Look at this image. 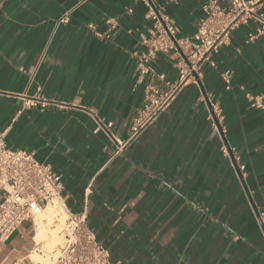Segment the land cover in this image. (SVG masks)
Returning a JSON list of instances; mask_svg holds the SVG:
<instances>
[{
  "label": "crops",
  "instance_id": "1",
  "mask_svg": "<svg viewBox=\"0 0 264 264\" xmlns=\"http://www.w3.org/2000/svg\"><path fill=\"white\" fill-rule=\"evenodd\" d=\"M179 37H191L206 0H152ZM75 0L0 1V133L11 149L31 152L59 174L66 209L87 226L114 264H264V35L246 42L240 26L157 119L125 142L142 108L130 51L146 32L138 0H85L68 24L56 18ZM132 8L127 13L126 8ZM264 12V7H263ZM115 20L109 37L106 20ZM92 25L93 28H89ZM155 71L176 78L159 54ZM232 73L226 89L220 72ZM158 84V83H157ZM159 85V84H158ZM49 103L22 108L24 97ZM222 115L224 137L212 127ZM111 123L109 135L96 130ZM225 143L245 164L240 178ZM35 229L22 223L0 240V264H33ZM33 255V256H32Z\"/></svg>",
  "mask_w": 264,
  "mask_h": 264
},
{
  "label": "built area",
  "instance_id": "2",
  "mask_svg": "<svg viewBox=\"0 0 264 264\" xmlns=\"http://www.w3.org/2000/svg\"><path fill=\"white\" fill-rule=\"evenodd\" d=\"M84 1L75 0L70 8L56 18V23L68 24L71 12ZM138 1L145 6L144 16L149 22L146 32L139 36L141 48L130 51L135 65L136 83L143 86L142 108L133 118L125 142L112 137L114 154L155 121L187 83L198 84L204 66H216L215 56L229 43L232 31L252 23L253 26L246 33V42H253L264 35V0H206L191 37L177 36L169 16L152 0ZM126 12L132 13L133 9L128 7ZM106 23V31H95L97 36L109 37L115 20L107 19ZM88 27L93 28L92 25ZM159 54L168 55L175 60L174 80H167L164 73L155 71L152 66ZM231 77L230 70L220 72L226 89L230 88ZM246 95L251 107L264 110L263 95ZM48 103L37 95L24 97L22 108L36 105L43 108ZM211 120L213 130L223 139V117L213 108ZM110 126L111 123L101 124L96 130L101 128L111 137L108 131ZM221 151L224 155L231 156L235 170L242 178L245 164L225 143L222 144ZM62 189L59 174L48 164L37 162L31 152L9 148L4 135L0 133V240L8 239L25 221H30L35 229V216L47 206L57 203L64 208L63 224L58 231L61 243L56 244V249L49 252L38 247L40 254L48 255V264H114L109 260L108 251L96 241L88 228L85 211L74 213L66 209ZM58 217H53V228L59 223ZM257 218L264 229V212H258ZM55 251L59 255L54 259L52 254Z\"/></svg>",
  "mask_w": 264,
  "mask_h": 264
},
{
  "label": "bare ground",
  "instance_id": "3",
  "mask_svg": "<svg viewBox=\"0 0 264 264\" xmlns=\"http://www.w3.org/2000/svg\"><path fill=\"white\" fill-rule=\"evenodd\" d=\"M52 207V210H50V212L48 213L47 211V216L45 218L40 219L41 221L46 220L45 222H41L40 220L37 221L38 216L41 218V213L43 215V211L46 208ZM44 210L40 211L36 216H35V241L40 244L42 241H47L48 236H49V232L51 231L50 235L51 237H49V244H51L50 242H55V240H57L56 238L58 237V241L57 243H59L61 240L60 235H58V231L60 230L61 225L63 224V220H64V208L62 207V205H59L57 203H55L54 205L51 206H47ZM51 209V208H50ZM56 215H58V224H56V228L51 229L49 227V224L51 223V221L53 220V217H55ZM44 217V216H43ZM37 221V222H36ZM53 222V221H52ZM53 224V223H52ZM50 224V225H52ZM54 226V225H53ZM52 227V226H51ZM50 230V231H49ZM55 230H57V232H55ZM58 235V236H57ZM47 242V243H48ZM61 243V242H60ZM43 245V243L41 244V246ZM47 245V244H46ZM53 245V244H51ZM55 246V245H54ZM43 248V247H42ZM47 248V247H46ZM38 255V254H35ZM55 257L54 259L59 255V252H57V255L54 254ZM33 256V255H32ZM39 256V255H38ZM36 258V256H35ZM36 263L38 264L39 261L36 260Z\"/></svg>",
  "mask_w": 264,
  "mask_h": 264
},
{
  "label": "rangeland",
  "instance_id": "4",
  "mask_svg": "<svg viewBox=\"0 0 264 264\" xmlns=\"http://www.w3.org/2000/svg\"><path fill=\"white\" fill-rule=\"evenodd\" d=\"M51 208V209H50ZM48 211V213L50 212V210H52V207H47L44 211H43V215H42V213H41V218L38 216V218H37V221H39L40 219H42V218H45L46 216H47V211ZM46 215V216H45ZM44 216V217H43ZM47 220V219H46ZM46 220H43V221H41V222H45ZM36 221V222H37ZM53 221V220H52ZM51 221V223L50 224H52L53 222ZM49 224V227L51 228V229H54V228H56V225H55V227L53 228V224L52 225H50ZM52 226V227H51ZM50 231V230H49ZM55 232H57V230H55ZM50 233H51V231L49 232V236H48V240H49V237H51V235H50ZM59 235V234H58ZM57 235V236H58ZM57 240H55V242H50L51 244H53V245H51V244H49V242H48V240L45 242V241H42L40 244H38L40 247H43V249H45V250H47L48 252L49 251H51V249H53V250H55L56 248H55V246L54 245H56V244H58L57 243V241H58V237L56 238ZM61 240V239H60ZM48 242V243H47ZM61 242V241H60ZM59 242V243H60ZM43 243V245L41 246V244ZM47 244V245H46ZM47 247V248H46ZM57 252L58 251H55L53 254H52V256H53V258L55 257V255L54 254H56L57 255ZM35 256H36V258H35ZM33 260H34V263H36V260L37 261H39V263L38 264H48L49 263V260H48V255L47 254H39V256L38 255H34L33 256Z\"/></svg>",
  "mask_w": 264,
  "mask_h": 264
},
{
  "label": "water",
  "instance_id": "5",
  "mask_svg": "<svg viewBox=\"0 0 264 264\" xmlns=\"http://www.w3.org/2000/svg\"><path fill=\"white\" fill-rule=\"evenodd\" d=\"M256 215H257V212H256ZM262 229H263V227H262ZM263 232H264V229H263Z\"/></svg>",
  "mask_w": 264,
  "mask_h": 264
}]
</instances>
